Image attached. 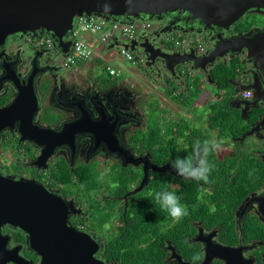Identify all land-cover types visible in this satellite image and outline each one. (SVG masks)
Segmentation results:
<instances>
[{"label": "flooded vegetation", "instance_id": "af4514ba", "mask_svg": "<svg viewBox=\"0 0 264 264\" xmlns=\"http://www.w3.org/2000/svg\"><path fill=\"white\" fill-rule=\"evenodd\" d=\"M150 22L151 33H158L167 24ZM154 23L159 24L157 30H154ZM178 33L182 35L174 31L167 35L168 41L162 39L164 49H177L175 36ZM193 35L196 34L189 37ZM196 37L197 42L193 45L205 53L208 49L200 44V40L209 42V39L204 35ZM42 41L46 44L42 45ZM200 45L204 51L200 50ZM66 56L47 33L39 38L19 37L0 48V108L14 99L17 92L14 79L21 85H27L35 72L33 82L40 106L36 118L39 126L57 131L64 124L71 125L87 118L96 126L106 122L112 127L111 141L102 140L97 145L94 138L75 136L71 144L56 148L44 164L39 165L37 160L45 146L29 140L21 141L15 127L0 136V173L35 180L62 197L72 207L71 226L87 232L99 242L96 257L105 264H123L113 254L116 249L110 246L112 237L126 223L129 203L137 201L138 195H142L141 199L146 198L151 193L150 189L158 188L159 184L180 198L188 215L179 222L168 217L159 233V236L165 235L168 231L167 238L158 243L159 246L142 243L140 249L157 252L162 264H227L224 258L214 255L219 249L231 252L228 257L233 264H264V107L250 109L243 116L233 102V97L245 99L242 86L251 81V66L245 65L239 80L233 83V96L216 95L218 101L232 98L229 106L236 116L243 119L245 127L241 136L226 137L212 129L207 117L210 106L208 109L204 107L205 111L196 119L181 115L172 119L166 117L162 126L171 122L175 124L171 133L163 128L159 134H148V131L144 134L151 115L148 102L157 99L158 95L145 93L139 86L131 87L120 76L112 77L105 70H95L90 63L86 68L81 65L68 69L64 67ZM156 68L150 70L146 66V74L159 79L164 86H167V81L175 82L161 66ZM186 73L192 72L186 70ZM193 74L198 75L196 72ZM91 98L95 99L94 106H91ZM81 99L87 105L80 107ZM204 99V96L200 97L197 102ZM194 103L186 111L191 110ZM260 116L262 123L257 124ZM182 119L190 124L185 134L179 133L176 127L177 121ZM197 120L200 128L193 129V121ZM207 130L212 133L207 134ZM139 131L142 138L135 146L130 139ZM251 131L252 135L241 140ZM212 140L223 141V144L220 151L209 156L210 163L214 165L209 184L178 176L172 167L173 161L190 154L194 144ZM248 145L251 149H247ZM167 152L169 158L162 163V154ZM6 155L14 157L10 156L6 161ZM133 159L137 164L129 165ZM242 159L251 166L234 165ZM65 168L73 174L68 183L61 177ZM78 171L91 173L89 192L88 183L80 182ZM142 183L143 190L131 194ZM202 187L207 190L201 192ZM121 189H127L123 195L111 193ZM101 216L105 217L104 222ZM2 234L8 239V252L16 251L26 264H40L39 257L29 250L25 233L5 226Z\"/></svg>", "mask_w": 264, "mask_h": 264}, {"label": "water", "instance_id": "95a60500", "mask_svg": "<svg viewBox=\"0 0 264 264\" xmlns=\"http://www.w3.org/2000/svg\"><path fill=\"white\" fill-rule=\"evenodd\" d=\"M255 14L264 16V0H0V48L19 37L39 38L47 33L64 55L69 54L70 33L76 18L81 16H96L120 24L166 22L165 29L142 35L125 47L143 53L150 70L161 66L176 83L185 77L186 70L212 83V67L243 57L242 65L251 66V81L242 86V91H252L253 97L244 100L236 97L233 102L245 116L250 109L264 107V28L232 32L249 15ZM174 31L185 36L204 35L211 47L201 53L193 45L195 42H190L185 49L166 50L161 45L162 39L168 41L167 35ZM115 45L119 42L111 47ZM34 75L35 72L27 85L14 79L17 91L14 99L0 108V136L16 127L21 141L45 146L37 160L39 165H43L56 148L71 144L75 136L94 138L97 145L102 140L111 141L112 127L106 122L96 126L87 118L64 124L57 131L39 126L36 118L40 106ZM80 101V107L87 105L84 99ZM94 101L90 99L91 106L96 104ZM262 120L260 116L257 124ZM250 135L252 131L241 140ZM128 164L137 163L133 159ZM143 188L144 183L131 194ZM72 213V207L62 197L37 181L0 173V264H26L16 251L6 250L8 239L2 234L5 226L27 235L29 250L39 257L40 264H105L96 257L99 242L71 226ZM230 253L228 249H219L214 255L233 264L228 257Z\"/></svg>", "mask_w": 264, "mask_h": 264}, {"label": "trees", "instance_id": "16d2710c", "mask_svg": "<svg viewBox=\"0 0 264 264\" xmlns=\"http://www.w3.org/2000/svg\"><path fill=\"white\" fill-rule=\"evenodd\" d=\"M252 27V25H250L248 22H245L244 20L234 28V31L238 33H246L250 31ZM178 40L180 42H184L185 38L183 35H181L180 38L175 41ZM242 59L243 57H235L229 60L226 64L220 62L211 70V79L214 80L216 84V89L218 90L219 94H221L220 96L218 95L219 97H222L223 95L228 98L235 94L233 89V83L236 80H239V77L242 74L241 71L244 69V66L242 65ZM93 62V64L90 63V66H93L92 68L104 64L101 63L98 58H96ZM81 64H83V62L79 63L80 66ZM185 80V87H183L184 89L175 82L167 81V88L165 89V94L168 98L177 102L182 108L187 109L203 92L205 78L199 75L193 76L186 74ZM229 100H232V98L219 101L218 103H214L209 107V112L207 113L209 125L212 129L217 130L223 136L230 137L231 135H233L234 137H239L245 130L242 121L243 119H240L238 115H235V111H233L232 107L229 106ZM158 104H160V101L158 99H154V101L150 103L151 109L161 112L160 114H163L162 117L165 118L164 116L167 115L166 108L164 105L160 104L158 106ZM150 116H152V112ZM164 121H166V118ZM174 126L175 124L171 122L170 125L166 124L164 127L162 126L159 129L157 128L159 126L155 124V127H149V131L147 133L159 134L161 133V129L163 128H166L168 133H171ZM188 126H190V124H188V122L184 119L178 120L176 123L178 132L181 134L186 133V129L188 128ZM141 133L142 132L140 131L138 133L136 132L135 135L132 136L130 139V142H132L135 146L139 140L138 135ZM191 152L192 149H190V154ZM190 154H186L183 157ZM168 156V152L166 154H162L163 158L161 159V161L164 160L162 163L168 160ZM234 165L244 167L251 166V163L242 159L239 162L234 163ZM77 175L80 182L88 183L87 189L89 192L91 188V186L89 185L91 173L88 171H78ZM61 177L64 180L67 179V182L63 181L64 183H68L71 181L73 174L69 173V170L65 168V170H63V173L61 174ZM126 190L127 189L113 190L111 191V193H113L114 195H123ZM150 190V194H154L155 192L165 190V188H163L159 184L158 188ZM167 191L170 190L167 189ZM150 194H148L146 198L142 199V195H138L137 197L136 195L134 196L136 197L137 201H131L129 203L125 217L126 223L120 229V232L112 237L110 246L116 249L113 254L117 256L116 260L122 261L123 264H162V259L161 257L158 258L159 254L157 252L139 248V245H141L142 243L158 245V243H161L162 241H164L165 238H167L165 236H168L169 233L168 231H165L167 232L165 235L159 236V233H161L162 229H164L162 223L169 216L166 212L160 209L159 205L155 202L154 195ZM101 217V220H103L104 222L105 217ZM153 240H155V243H150Z\"/></svg>", "mask_w": 264, "mask_h": 264}, {"label": "built area", "instance_id": "2783aa9c", "mask_svg": "<svg viewBox=\"0 0 264 264\" xmlns=\"http://www.w3.org/2000/svg\"><path fill=\"white\" fill-rule=\"evenodd\" d=\"M150 30H152L150 21H135L132 24H120L96 16L77 17L73 30L70 33L69 39L73 40V43L71 51L66 56L64 67L68 69L78 68L80 66L79 63L86 62L94 55L95 51L88 44V41L83 39L84 35L96 36L99 38V42L106 46L115 44L117 41L119 43L122 42L123 45L118 48L121 55L135 66H146V59L137 58L134 51L127 49L125 45L131 44L142 35H148L152 32ZM41 44L44 45L46 42L42 41ZM175 47L177 49L187 48L185 42L180 41H176ZM199 48L201 51H204L201 45ZM106 73L112 77H119L118 72L112 66L106 67ZM252 96V91H246L242 94V97L245 99H250Z\"/></svg>", "mask_w": 264, "mask_h": 264}, {"label": "rangeland", "instance_id": "374dc122", "mask_svg": "<svg viewBox=\"0 0 264 264\" xmlns=\"http://www.w3.org/2000/svg\"><path fill=\"white\" fill-rule=\"evenodd\" d=\"M245 22H248L250 25H252L253 27H256V28H264V16L262 15H249L246 19H245ZM159 27V24L157 23H154V30H157ZM252 27V28H253ZM152 30H150L151 32ZM185 36V35H183ZM189 35H186L185 40V46H189L190 45V42H197L196 38V35H193V37H188ZM195 37V38H194ZM87 38V36H83V39ZM94 41H96L95 37L93 38ZM196 40V41H195ZM200 44L202 46H204L206 49L210 48L211 47V44L208 42V41H205V40H200ZM102 48H103V51H102ZM95 52H94V55L89 58L86 62H83L85 63L84 64H81L83 65L82 67H87L89 63H94L93 61L98 58V60L101 61V63H104V64H101L99 65L98 67H95V70H105L106 67L108 66H112L113 69H115L118 74H119V78L120 79H125V81L128 79V80H131L132 81V84L134 86H139V87H142V91H144L145 93H148V92H152V93H156V94H159V92L161 91V88L159 87H164L163 86V83L159 80V79H154L152 78L150 75H147L146 74V71H145V68L146 66H135L133 65L131 62H129L127 59H125L122 55H121V52L119 49L117 48H112L111 50H108V47H106L105 45H102L99 40H97V44L95 46V49H93ZM135 53V56L139 59H146V56L141 53V52H138V51H134ZM66 59V57H65ZM65 62V60H64ZM100 63V62H99ZM91 67H93L91 65ZM91 67L89 66V68L91 69ZM77 68V67H76ZM150 69V68H149ZM92 70V69H91ZM95 71H92L91 73H93ZM159 84V85H158ZM161 85V86H160ZM148 88V89H147ZM165 89L167 88V86L164 87ZM212 89V86L210 87ZM173 89V88H172ZM213 92H215V94L218 96H220L221 94H219L218 90L217 89H212ZM215 90V91H214ZM161 94V93H160ZM223 96V95H222ZM158 100H160L159 96H156ZM168 102V100L166 99L165 101V105L163 103V101L161 102L164 106L167 107L168 109V104L166 103ZM149 104L151 102H148ZM167 104V105H166ZM157 105V103H156ZM160 104H158L159 106ZM151 106V105H149ZM155 106V105H154ZM170 109H171V112L172 114L169 115V109L166 111V114H167V118H169V116H172L174 115L175 113H178L179 112V109L176 110L174 108V105H170ZM183 110H186L184 108H182ZM151 112H152V116H149V119L147 120V127H155V124H157L159 127H162V124L164 123V120L165 118L162 117L163 114H160L161 112H158V111H155L154 109H149ZM184 112V111H183ZM182 112V117H186V115ZM194 122V125H193V129H199L200 128V124H199V120L197 121H193ZM145 129L144 134H146L147 131H149V128ZM212 132H210L209 130H207V134H211ZM142 134V133H141ZM139 134L138 135V138H142V135ZM247 149H251L249 148V145L247 146ZM11 157H14L12 155H10ZM10 156H5L4 159H6V161H9L10 159ZM13 160V159H12ZM100 225L102 226L103 224L100 223ZM104 229H106L105 227H103Z\"/></svg>", "mask_w": 264, "mask_h": 264}, {"label": "clouds", "instance_id": "9594fccd", "mask_svg": "<svg viewBox=\"0 0 264 264\" xmlns=\"http://www.w3.org/2000/svg\"><path fill=\"white\" fill-rule=\"evenodd\" d=\"M222 144L223 141L216 140L194 144L190 155L183 158L177 157L173 162L174 171L185 179L203 182L204 185L209 184L210 175L214 169V165L209 161V156L213 152L220 151ZM200 190L203 192L207 189L202 187ZM150 195H154L155 202L173 222H179L188 215L186 206L180 203V198L174 192L163 190Z\"/></svg>", "mask_w": 264, "mask_h": 264}, {"label": "crops", "instance_id": "0c3cea01", "mask_svg": "<svg viewBox=\"0 0 264 264\" xmlns=\"http://www.w3.org/2000/svg\"><path fill=\"white\" fill-rule=\"evenodd\" d=\"M180 34H182V35H184L183 33H180ZM85 36H87V38H85L86 39V41H88V44L93 48V49H95V46H96V44H97V40H99V38L98 37H96V36H89V35H85ZM180 36L181 35H179V33H178V35H176L175 36V38H176V40L177 39H179L180 38ZM95 37V39H96V41H94V38ZM185 37V36H184ZM179 41V40H178ZM118 42V41H117ZM121 43V44H120ZM119 43V45L117 46V45H115L114 47H111V45H108V46H106V47H108V50H111L112 48H119L120 46H122L123 44H122V42H120ZM102 51H103V48H102ZM229 61V60H228ZM215 67V66H214ZM214 67H212L211 69H210V72H211V70L214 68ZM191 75H195V74H191ZM198 76V75H197ZM152 77V76H151ZM152 78H154V77H152ZM155 79V78H154ZM184 79V78H183ZM181 80V81H178V83L177 84H179L180 86H182V87H184L185 86V79L184 80ZM123 81H125V79H123ZM213 82L212 83H209L208 81H207V79H205L204 80V85H203V92H202V94H201V96L200 97H205V99L204 100H202L201 102H197V100L200 98H198V99H196V101H195V103H194V105L192 106V108H191V110H183L182 109V107L177 103V102H175V101H173V100H171L170 98H168L167 96H166V94H165V84H163V86L164 87H159V88H161V91L159 92V94H157L158 96H159V98H160V104H162L161 102L163 101V103H164V105H165V101H166V99L168 100V102H166L167 104H168V109H169V115H171L172 114V112H171V109H170V105L172 104V105H174V108L176 109V110H178L179 109V112L178 113H175L174 115H172V116H169V119H172V118H176V117H178L179 115H182V112L186 115V117H189V118H191V119H196V118H198L201 114H202V112L203 111H205V108L204 107H207V109H208V107L209 106H211V105H213L214 103H218L219 101L217 100V98H216V94H215V92H213V90L212 89H216V84H215V82H214V80H212ZM125 83H128V84H130V86L132 87V86H134L133 84H132V81L131 80H126V82ZM159 85V84H158ZM161 86V85H160ZM212 86V89L210 88ZM136 87V86H135ZM137 88V87H136ZM143 89V88H142ZM148 89V88H147ZM215 91V90H214ZM161 93V94H160ZM156 94V93H155ZM178 95V94H177ZM200 101V100H199ZM218 101V102H217ZM221 101V100H220ZM205 103H207L206 105H205ZM166 104V105H167ZM163 105V104H162ZM165 108H166V111L168 110L167 109V107L165 106ZM164 117H168L167 115H165Z\"/></svg>", "mask_w": 264, "mask_h": 264}]
</instances>
